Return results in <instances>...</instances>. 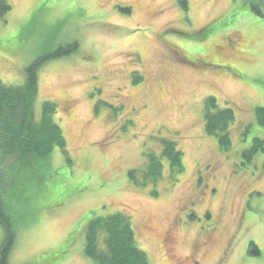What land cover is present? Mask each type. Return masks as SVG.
<instances>
[{
	"label": "rangeland",
	"instance_id": "rangeland-1",
	"mask_svg": "<svg viewBox=\"0 0 264 264\" xmlns=\"http://www.w3.org/2000/svg\"><path fill=\"white\" fill-rule=\"evenodd\" d=\"M6 1L4 83L21 85L33 61L79 41L78 52L38 70L37 114L43 101L57 103L67 152L56 146L42 161L45 179L27 190L10 263L59 254L79 233L61 264H96L83 253L84 221L126 211L152 264H188L189 255L217 264L226 248L222 264H264V149L251 150L264 139L256 118L264 107L262 0H186L188 9L181 0ZM207 96L235 110L227 150L205 131ZM163 138L179 143L184 170L172 177L165 160L153 196L152 184L138 187L128 173L143 168L146 152H160ZM210 226L201 257L194 237ZM170 230L172 253L162 244ZM5 238L0 224V246Z\"/></svg>",
	"mask_w": 264,
	"mask_h": 264
},
{
	"label": "trees",
	"instance_id": "trees-1",
	"mask_svg": "<svg viewBox=\"0 0 264 264\" xmlns=\"http://www.w3.org/2000/svg\"><path fill=\"white\" fill-rule=\"evenodd\" d=\"M181 2L185 9H188L186 0ZM9 10L10 2L0 0V14L4 15ZM130 10L131 7L128 8V11ZM204 29H209V26ZM184 35L190 38V35ZM78 45L79 41L73 39L65 48L54 50L51 55L33 61L26 68L25 82L19 86L8 85L0 78V224L3 225L6 236L0 246V264H11L10 254L15 247L17 232L26 223L20 222L22 218L18 209L21 211L24 202L29 199L27 190L34 186V181L40 183L45 179L42 161L56 146L64 153L67 152L66 138L55 120V114L58 112L57 103L43 101L41 112L37 114L35 104L40 96L38 70L44 61L78 52ZM0 49L4 47L0 46ZM135 72L134 80L139 83L143 76L139 70ZM203 109L205 131L218 136L221 149H229L233 143L229 129L236 122L234 108L226 106L220 109L217 98L207 96ZM256 118L260 125L264 126V107L257 106ZM161 143L160 152L145 153L143 168H133L128 173L130 180L138 187L144 188L152 184L153 196L158 194L156 182L164 178L165 160L169 164L168 173L172 177L184 170V153L177 140L163 138ZM263 143L264 139H256L251 150L256 151L259 147L264 149ZM244 156L249 154L246 153ZM66 158L67 162H71L70 158ZM62 204L63 202L49 204L47 210L54 211L51 209ZM84 220L79 222L78 227ZM84 225L83 253L96 264H152L148 253L139 246L134 220L126 211L92 217L84 221ZM78 234L68 240L67 251L50 254L47 257L43 256L45 252L41 253L29 264H61L71 252Z\"/></svg>",
	"mask_w": 264,
	"mask_h": 264
},
{
	"label": "flooded vegetation",
	"instance_id": "flooded-vegetation-1",
	"mask_svg": "<svg viewBox=\"0 0 264 264\" xmlns=\"http://www.w3.org/2000/svg\"><path fill=\"white\" fill-rule=\"evenodd\" d=\"M234 44L235 45L233 47L236 46L235 42H234ZM230 45H232V44H230ZM202 216L206 217V214H203ZM206 218H208V217H206ZM213 229H214V227L210 226V228H208L205 232H203L204 234H202V231H200L199 235L194 237L195 238L194 240H198V241H195L198 243V245L194 244V247L196 249V254H199L200 252H202L201 257H205L209 252L205 247L207 246V240L210 238L209 233ZM170 231L172 233L167 235V238L162 241V244H163V246L168 248L169 253H172V251H175L174 245L176 244V237H175L173 230H170ZM202 238H204V240L202 242H200V239H202ZM227 252H228V248H226L221 253V256L219 257L217 264L218 263L222 264V262H225V256H227ZM186 259L188 261V264H201V260L195 259L192 255L187 256ZM180 264H184V263L180 262Z\"/></svg>",
	"mask_w": 264,
	"mask_h": 264
},
{
	"label": "snow or ice",
	"instance_id": "snow-or-ice-1",
	"mask_svg": "<svg viewBox=\"0 0 264 264\" xmlns=\"http://www.w3.org/2000/svg\"><path fill=\"white\" fill-rule=\"evenodd\" d=\"M262 2H264V0H262Z\"/></svg>",
	"mask_w": 264,
	"mask_h": 264
}]
</instances>
